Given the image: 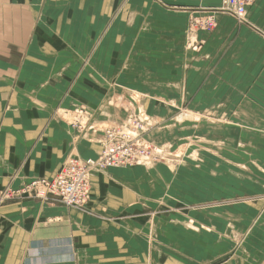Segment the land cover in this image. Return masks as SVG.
Listing matches in <instances>:
<instances>
[{
    "label": "crops",
    "instance_id": "crops-1",
    "mask_svg": "<svg viewBox=\"0 0 264 264\" xmlns=\"http://www.w3.org/2000/svg\"><path fill=\"white\" fill-rule=\"evenodd\" d=\"M219 5L218 0H0V195L33 179L53 178L69 156L96 158L103 137L99 126L119 124L127 115L116 105L121 100L140 99L162 127L169 120L197 127L198 117L210 116L204 124L212 150L218 136L212 117H227L222 125L227 146L233 147L228 122L237 117L253 121L250 127L264 135V0L247 7L242 25L216 14L215 28L197 34L200 48L186 46L189 20ZM76 108L90 113L91 133L62 116H74ZM202 126L196 130L200 137L206 136ZM150 136L156 139L154 129ZM216 153L182 162L195 167V194L203 188L216 192L212 181L222 173L211 167L217 165ZM224 164L225 180H233L234 163ZM238 167L243 173L237 177L246 178L249 169ZM258 168L264 185V170ZM146 169L92 173L87 212L32 197L4 200L0 264H264V199L195 205L186 214L179 210L178 220L162 215L160 223H152L149 213L167 207L154 197L174 190L170 181L181 172Z\"/></svg>",
    "mask_w": 264,
    "mask_h": 264
},
{
    "label": "rangeland",
    "instance_id": "rangeland-1",
    "mask_svg": "<svg viewBox=\"0 0 264 264\" xmlns=\"http://www.w3.org/2000/svg\"><path fill=\"white\" fill-rule=\"evenodd\" d=\"M200 12L203 16L201 17L196 16L197 19L205 20V17L210 15L208 14L210 12L209 10L206 11L201 10ZM218 13L220 12L215 13V15L213 16L215 17V19H216V14ZM191 19H195V18L193 17ZM237 24L242 25L240 23ZM191 25L195 27L194 29L197 38V34L199 31L209 32L213 30L216 26V20L214 26L211 27L205 26V29H200V27L204 25V21H200L199 23L192 22ZM191 25L188 24V26ZM186 34H187V29L185 33V38H186ZM111 100L113 104L117 103L116 99L113 98ZM134 101L135 104L133 102L128 104V101L126 100L124 101L121 100L120 104L119 103L116 104L118 105V107L121 108V111H126L127 114L125 115L124 119L121 120L122 121L121 123H125L128 120V118H131L132 116L138 117L139 115L142 116L143 119L146 117L144 120L147 119L145 123H147L146 125L149 126V129H147L141 135V138L145 140L148 144H150L151 149L152 148H155L157 150L160 149L159 150L160 155L152 154V158H154V160L149 165L146 166L143 164L139 166L145 169L147 168L146 170L148 171L160 170V171H164L165 173L168 172L172 176L175 175L178 176V173L181 172L180 173L181 176L176 177L177 180L170 181V184H174L173 186L176 187L174 188V190H169V189L163 190L160 192L159 195L154 197V201H155L154 203L160 202L162 205L166 204V206L170 207V209L173 211H170L169 208L167 207H165L164 209L155 210L149 213L148 220L152 219L151 214L154 217L152 223L153 221H158L160 223L162 215L169 216L168 218L171 220H178L179 210H181L182 214L183 213L186 214L189 213V209L191 210L195 205L204 207L207 203H211V205L214 206L215 205L225 206L226 204L240 203L243 200H249V203L251 204L257 203L259 199L263 201L264 185L261 183L263 181H261V179L258 178L260 174L258 166L259 165L262 166V169L264 170L262 165L263 162L259 164L260 161L264 160V153H263L264 137L262 138L260 137L263 133L260 132V130L257 127H250L254 125L253 121L247 122L246 120L241 119V117H237L236 118L238 119L237 121L228 122V125L233 127V144H232L233 147H230L227 146L226 143L224 142L226 136V130H225L226 127L222 126L225 125V123L227 122L226 119L227 117L225 115L212 117V119H214L212 123L217 124V127H214V131L217 130L218 136H216L217 147L213 148V150L215 149L217 153L215 155H212V158L217 161V165L216 164L211 165V167L214 168L215 170L218 169L219 172H222L221 174L217 172V176L221 178H218L216 181H212L215 182L216 184L215 186L216 192H213L214 194H210L206 192L204 188L202 189V191H197L201 194L199 193L195 194L193 192V189L195 188L194 187L195 181H194V176H192L195 167L193 164H188L189 162H187L186 165L185 163L182 165V162L185 159H187L186 161H190L194 159L193 157H197V158L201 157L202 160L210 159V151H213L210 145L213 143H211L210 140L208 139L211 133L209 132L208 125L204 123H209L210 121L209 119L211 117L210 116H205L203 118L198 117L199 122L201 124L196 123L197 127H194V123L191 122H189L190 126L188 127H180V126L178 127L173 124L172 120L171 121L169 120L168 123H164L163 124L164 127H162V123L161 122L158 123L155 119H153L145 111L143 106L140 108V106L142 105L140 103V99H134ZM107 102L110 103V100ZM136 103L138 106H136ZM63 115L64 117L68 118L69 121L74 120L73 116L70 115L67 116L64 113ZM190 119L192 120L193 118L191 117ZM90 120L91 118H89L87 127L82 128L83 132L86 131H89L90 133L92 132V130H88V126H91L95 123ZM171 123L173 124V127L171 126ZM202 124H204L205 127H203ZM200 125L203 127L202 130L205 131L206 136L203 134L200 137V135L197 134L198 132L196 130L197 129L199 130ZM100 126L103 127L101 128L103 130L105 127H117V123L111 125L105 124ZM153 129L156 139L150 138L151 130ZM131 132L132 134L134 133L133 131ZM131 132L129 134H131ZM152 135L154 136V134ZM161 135H163L162 136L163 138H161ZM259 140L261 142H259ZM213 146H215V144H213ZM226 159L234 163L232 170L234 173V179L233 180L230 179V181L225 180L226 169L223 166H225L224 161ZM243 165L246 166V170L247 168L249 169L248 171L244 172L246 178H242V177L238 178L237 175L241 176V173H243V171H241V168L238 166H243ZM133 167L136 166H132V168ZM228 167L230 166L228 165ZM207 169H209V164L206 166L205 170ZM205 170H203V172ZM184 174H186L185 178L183 176ZM187 178L189 180H187ZM202 182L204 183V181ZM183 185H189L191 191L184 190L185 188H183ZM225 187L227 188V190H225ZM0 198L2 197L0 196ZM4 200L5 199H3L2 201L0 200V204H2ZM154 203H150L149 207L156 208L157 206L154 205ZM186 220H187L186 222L189 223V226H194L193 223L194 221L192 219H186ZM200 228L203 229V227Z\"/></svg>",
    "mask_w": 264,
    "mask_h": 264
},
{
    "label": "built area",
    "instance_id": "built-area-1",
    "mask_svg": "<svg viewBox=\"0 0 264 264\" xmlns=\"http://www.w3.org/2000/svg\"><path fill=\"white\" fill-rule=\"evenodd\" d=\"M209 1V0H202ZM219 7L209 9L210 15L204 19H191L192 22L204 21L205 26L215 25V13H225L233 17L237 23L245 22L247 7L256 0H218ZM195 27L187 26L186 46L188 49L197 51L200 44L196 38ZM74 120L69 123L72 127L82 131L87 127L90 113L84 108H76ZM141 116H132L125 123L117 124V127H110L103 131L101 141V151L97 157L92 159H81L75 156L66 158L63 165L51 179H33L16 191H4L0 195L3 199L32 197L45 203L56 202L66 208L76 209L85 212L90 199V177L92 173L101 172L111 168H126L139 165H149L154 158L152 154L160 155V151L152 148L141 135L149 129ZM94 126H88V130H93ZM133 131L134 135L132 134ZM131 132V134H129ZM120 133V134H119ZM157 152V153H155Z\"/></svg>",
    "mask_w": 264,
    "mask_h": 264
},
{
    "label": "bare ground",
    "instance_id": "bare-ground-1",
    "mask_svg": "<svg viewBox=\"0 0 264 264\" xmlns=\"http://www.w3.org/2000/svg\"><path fill=\"white\" fill-rule=\"evenodd\" d=\"M131 95V94H130ZM134 97V96H133ZM136 98V97H135ZM132 99V98H131ZM138 102V101H137ZM140 105V104H139ZM142 106H140V108H141ZM142 113H144V112H142ZM60 114H61V112H60ZM66 115V114H65ZM142 115H144V114H142ZM64 116V115H63ZM142 117V116H141ZM71 118V117H70ZM146 118V117H145ZM144 118V119H145ZM147 120V119H146ZM149 122V121H148ZM103 125V124H102ZM99 127H101V126H99ZM108 128H110V127H105L103 130H105V129H108ZM102 130V131H103ZM164 130V129H163ZM162 148V147H161ZM175 148V147H174ZM160 150V149H159ZM239 150V149H238ZM167 154V153H166ZM173 161V160H172ZM262 201V200H261Z\"/></svg>",
    "mask_w": 264,
    "mask_h": 264
}]
</instances>
